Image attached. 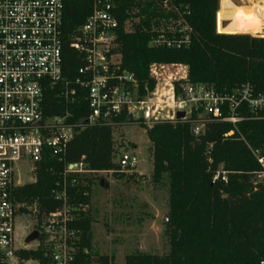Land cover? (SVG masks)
Instances as JSON below:
<instances>
[{"label":"trees","instance_id":"trees-1","mask_svg":"<svg viewBox=\"0 0 264 264\" xmlns=\"http://www.w3.org/2000/svg\"><path fill=\"white\" fill-rule=\"evenodd\" d=\"M107 1L118 21L109 55L121 70L135 75L140 98L154 89L150 72L160 65L183 66L189 82L217 91L229 92L248 83L256 93H264V36L218 33L219 0ZM92 9V0H64L62 79L44 84L43 113L52 117L68 112L71 120L82 125L69 141L64 160L36 164L33 182L12 190L14 203L20 205L17 213L37 220L33 238L39 245L16 251L21 264L28 260L52 264L51 249L40 232L44 220L65 206L71 216L66 227L73 231L68 238L73 264H118L113 256L93 252L92 216L86 210L93 181L85 174L121 167L119 161L115 163L114 132L143 124L145 119H134L123 110L110 122H87L88 91L77 84L84 57L72 42ZM160 37L171 45L157 43ZM66 85L76 90L72 102L64 96ZM148 137L152 180L169 184V251L164 255L134 252L124 264H260L264 260V184L256 181L260 167L251 147H264V120H246L236 126L213 120L198 136L189 122L160 120L148 127ZM76 163L83 164L84 172H67L68 165ZM218 171L226 172V180L222 175L215 178ZM59 194H65L66 200Z\"/></svg>","mask_w":264,"mask_h":264},{"label":"built area","instance_id":"built-area-1","mask_svg":"<svg viewBox=\"0 0 264 264\" xmlns=\"http://www.w3.org/2000/svg\"><path fill=\"white\" fill-rule=\"evenodd\" d=\"M92 3V13L72 42L84 57L77 84L88 91L87 122L107 123L123 110L139 119L146 105L150 124L160 120L189 122L196 136L213 120L234 126L246 120H264V93H256L248 83L229 92L217 91L189 82L186 72L179 76L166 72L165 86L159 89L156 70L174 65L153 66L150 77L155 87L146 98H140L135 75L121 70L109 55L118 26L113 5L107 0ZM63 8L64 0H0V264H16L18 259L14 233L19 204L12 197L13 188L21 185L18 166L28 163L34 174L35 165L42 161L64 160L69 141L82 125L71 120L68 112L52 117L43 113L44 84L62 79ZM156 42L171 45L162 37ZM75 95L76 90L66 85L67 102ZM164 110L166 115H162ZM178 112L185 116L178 119ZM251 150L260 167L256 181L264 184V147ZM119 163L123 168L135 167L137 158L123 153ZM67 172H84L83 164H69ZM221 175L226 180L225 171H218L215 178ZM58 197L66 200L65 194ZM68 211L65 206L63 211L51 213L40 232L51 249L52 264H73L75 259L68 243L73 235L66 227L71 219Z\"/></svg>","mask_w":264,"mask_h":264},{"label":"rangeland","instance_id":"rangeland-1","mask_svg":"<svg viewBox=\"0 0 264 264\" xmlns=\"http://www.w3.org/2000/svg\"><path fill=\"white\" fill-rule=\"evenodd\" d=\"M255 2L263 4L264 0ZM218 16L217 28L220 32L240 31L244 34L251 33V35L255 32L254 35L264 36L262 21L258 22L259 29H235L236 31L230 32L220 29ZM258 30L260 33L257 32ZM156 71L157 80H160L159 83L161 82L160 89L165 86L166 72L177 74V76L185 75L186 68L173 66ZM166 111H162V115H166ZM114 136L116 165H118L119 157L127 152L136 156L137 163L135 167H117L111 171L96 173L88 171L85 174L93 181L91 202L86 207L92 216L91 243L93 252L97 255L113 256L118 264H124L125 257L134 252L164 255L169 251L166 234L169 184L168 181L156 184L152 180V146L148 137V125L144 122L143 124L123 126L116 129ZM18 167V182L21 185L33 182V173L29 171L31 165L22 162ZM36 225L37 220L31 216L17 213L14 233L16 251L22 248V244L27 239L30 240L31 234L37 228ZM38 245L37 239H31L27 249L36 248ZM16 261V264H21L19 258ZM24 264H38V261L28 260Z\"/></svg>","mask_w":264,"mask_h":264},{"label":"bare ground","instance_id":"bare-ground-1","mask_svg":"<svg viewBox=\"0 0 264 264\" xmlns=\"http://www.w3.org/2000/svg\"><path fill=\"white\" fill-rule=\"evenodd\" d=\"M257 12L262 14V6L241 5L231 0H222V8L218 16L220 29L230 32L236 31L235 29L245 30L247 27H251L250 30L259 29L257 25L260 24L255 22V16L252 18V15ZM223 20H227V23L223 24Z\"/></svg>","mask_w":264,"mask_h":264},{"label":"crops","instance_id":"crops-1","mask_svg":"<svg viewBox=\"0 0 264 264\" xmlns=\"http://www.w3.org/2000/svg\"><path fill=\"white\" fill-rule=\"evenodd\" d=\"M232 2H234L235 4H241V5H250V4H252V5H257V6H262V8H263V13L262 14H259V13H254L253 15H252V18H254V16H255V18H254V20H255V22L256 23H258V22H263V24H264V3L262 4V2H255L256 0H231ZM221 8H222V0H219V9H218V12H217V16H218V13L220 12V10H221ZM227 23V20H223V24H226ZM250 28L251 27H247V29L248 30H250ZM262 28H264V25H262ZM220 32V31H219ZM257 32H259V30L257 31ZM257 32H256V34H257ZM221 33H223V32H221ZM234 33H241L240 31H236V32H234ZM253 33H255V32H253ZM252 33V35H254ZM260 33V32H259ZM228 34V33H227ZM251 34V33H250ZM254 36H259V35H254ZM31 239H34L33 238V234H31V237H30V240L29 239H27V241H25L23 244H22V248H27V246L29 245V243L31 242ZM15 246L17 247V245H16V242H15ZM21 249V248H20Z\"/></svg>","mask_w":264,"mask_h":264},{"label":"water","instance_id":"water-1","mask_svg":"<svg viewBox=\"0 0 264 264\" xmlns=\"http://www.w3.org/2000/svg\"><path fill=\"white\" fill-rule=\"evenodd\" d=\"M216 29H217V32H218V33H221V32L218 31V28H217V15H216ZM184 116H185V113H184V112H178V113H177V118H178V119H181V118H183ZM143 117H144V119H145V121H146L147 123L149 122L148 127H149V128H152L153 125L150 124L151 117H150L149 105H146V108H145V111H144V115H143Z\"/></svg>","mask_w":264,"mask_h":264}]
</instances>
